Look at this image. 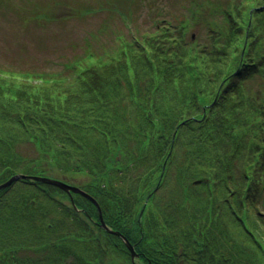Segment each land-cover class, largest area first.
<instances>
[{"label":"trees","instance_id":"trees-1","mask_svg":"<svg viewBox=\"0 0 264 264\" xmlns=\"http://www.w3.org/2000/svg\"><path fill=\"white\" fill-rule=\"evenodd\" d=\"M201 8L207 40L172 39L184 31L160 24L102 68L73 63L70 87L49 77L53 93L42 75L35 86L4 79L1 105L15 122L0 131L4 179L86 175L80 187L142 264H264V0ZM20 138L37 159L17 172ZM173 167L179 190L162 206L155 200ZM19 181L29 189L0 191V264H132L90 200Z\"/></svg>","mask_w":264,"mask_h":264},{"label":"rangeland","instance_id":"rangeland-1","mask_svg":"<svg viewBox=\"0 0 264 264\" xmlns=\"http://www.w3.org/2000/svg\"><path fill=\"white\" fill-rule=\"evenodd\" d=\"M230 1L233 0H0V86L2 88L0 94L4 93V79L6 78L29 79V82L31 81L35 86L40 83L38 75L45 77V80L58 75V78L62 79L60 84L70 87L76 83L75 77L67 78L64 75H67L65 74L66 70L73 63L82 65L89 62L87 68L95 63L97 67L102 68L106 65L103 61L108 62L112 60L113 56L120 55L118 53L123 45H127V48L129 45L135 47L134 37L143 42L145 35L148 32L157 31L160 24L166 25L173 33L184 31L177 37L172 34V39H179L182 35H186L188 41L191 38L195 40L196 37L200 41L207 40L211 38V32L209 26L205 25L203 28L201 5L207 9L220 5L227 7ZM249 15L252 16L253 11L249 12ZM218 21H223V19H218ZM135 49L137 48L135 47ZM130 61L133 62L132 57H127L123 63L132 64ZM141 61V64L144 65L145 61ZM116 63L118 62L115 61ZM141 64L135 62L136 68L140 69ZM110 70L106 76H113V73L115 76L116 70H113V73ZM75 75L72 74V76ZM43 78H41L42 81H45ZM42 84L51 88V93H53V88L57 89V84L52 79H48ZM56 91L58 90H55V93ZM89 95L90 93L85 94L86 97ZM67 100L66 97H63L60 104L65 106ZM13 104L11 101L9 106H13ZM83 105L80 106L81 109H89V107L86 108L84 102ZM131 105L135 108L133 103ZM7 114L8 111L1 105L0 100V131L2 133H5V130H10V126L15 123L14 115L8 114L7 117ZM14 150L15 158L25 157V160L14 165L17 172L28 168V162L37 157L34 144L25 138L16 140ZM0 151L3 149L0 148ZM5 152L6 155H9L7 149ZM4 170L5 163L0 160V185L6 183L13 176L4 179L6 178ZM136 172L141 173L142 170L131 171L130 175L134 177ZM175 173L176 169L173 167L169 181L157 193L155 203L165 205V201L170 195L175 190H179L175 181ZM53 178L60 181L65 180L68 182L67 184L70 183L82 190L84 189L80 185L87 180V176L84 174H74L67 179H63L61 175H53ZM9 187L12 192L29 189L20 181H16ZM135 188V183L129 184V189L134 190ZM4 189L7 188H0V191ZM74 194L79 193H72V198ZM145 204L144 202V207ZM144 207L142 206L140 215H142ZM258 209H261V204ZM116 236L121 239L129 251L125 241L119 235ZM130 243L135 247L131 241ZM137 253L139 254V252ZM139 259L140 255L135 259V262L132 261V264H142Z\"/></svg>","mask_w":264,"mask_h":264},{"label":"water","instance_id":"water-1","mask_svg":"<svg viewBox=\"0 0 264 264\" xmlns=\"http://www.w3.org/2000/svg\"><path fill=\"white\" fill-rule=\"evenodd\" d=\"M19 180L39 181V182H43V183H47V184H51V185L57 186L58 188L64 190L65 192H67L69 194L79 193V194L87 197L98 208L99 215H100V225L106 231H108L110 233H114L116 235H119L125 241V244H126V246L128 247V249H129V251L131 253V259H132L133 262H135V259L139 257V254L136 252L135 247L130 243V241L123 234H121L119 231H114L113 229H111L106 224L105 220L103 219L101 208H100L97 200L94 199L91 195H89L87 192H85L81 188H78V187H76L74 185L67 184V183H65L63 181H60L58 179H55V178L46 177V176H39V175H27V174H21V173L14 174L6 183L1 184L0 188H8L9 186H11L16 181H19Z\"/></svg>","mask_w":264,"mask_h":264}]
</instances>
